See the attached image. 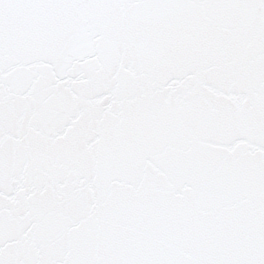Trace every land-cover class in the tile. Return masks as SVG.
<instances>
[{
	"label": "snow or ice",
	"instance_id": "6c2138e0",
	"mask_svg": "<svg viewBox=\"0 0 264 264\" xmlns=\"http://www.w3.org/2000/svg\"><path fill=\"white\" fill-rule=\"evenodd\" d=\"M0 264H264V0H0Z\"/></svg>",
	"mask_w": 264,
	"mask_h": 264
}]
</instances>
